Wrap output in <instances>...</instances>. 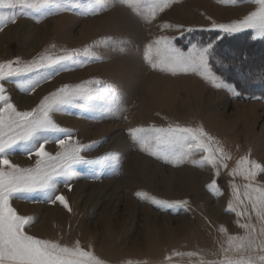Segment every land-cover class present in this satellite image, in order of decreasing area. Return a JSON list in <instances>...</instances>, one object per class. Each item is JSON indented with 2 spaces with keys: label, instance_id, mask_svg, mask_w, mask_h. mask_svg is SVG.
I'll list each match as a JSON object with an SVG mask.
<instances>
[{
  "label": "rangeland",
  "instance_id": "rangeland-1",
  "mask_svg": "<svg viewBox=\"0 0 264 264\" xmlns=\"http://www.w3.org/2000/svg\"><path fill=\"white\" fill-rule=\"evenodd\" d=\"M108 3L107 10L94 16L82 15L78 9L47 18H41L43 11L20 15L0 31V63L17 59L28 63L45 52L82 49L102 38L126 42L123 51L111 46L96 48L101 60L89 61L81 56L76 62L57 66L58 74L51 79L45 80V76L54 69L34 73L32 78L39 81L34 91L17 87L16 80L0 82L21 112L37 108L45 96L64 85L76 86L93 79L115 86L120 99L118 110L108 102L95 101L89 111L65 106L52 114L60 127L70 130L71 142L93 145L92 150L82 153L86 159L111 154L115 161L102 171L74 166L71 190L59 181L58 191L71 211L59 201L45 202L39 194L13 199L12 206L19 214L33 218L26 227L28 234L67 246L79 241L82 248L94 252L105 264H200L201 259L219 260L223 255L221 246H227L219 229L224 227L229 235L242 236L244 230L236 221L247 219L228 211L233 200L231 184L240 185L242 193L247 183L230 173L245 155L264 165V100L235 96L194 73L172 75L153 70L144 60V51L161 36L172 38L173 44L185 52L193 43L212 41L215 45L222 36L233 35L210 30L213 22L242 20L256 5L247 0L227 4L218 0H178L149 22L122 0ZM165 24L179 26L180 30L162 27ZM188 28L194 30L189 32ZM208 33L221 37L213 39ZM240 34H248L251 39L252 32L234 35ZM177 124L202 126L231 157L223 161L227 167H219L217 175L210 165L193 164L192 160L201 159L202 152L179 164L165 163L141 151L129 135L137 127ZM44 149L53 156L61 150L52 139ZM15 158L20 161L14 162ZM9 159L21 168H32L37 157H29L17 147ZM213 181L218 194L209 191ZM255 183L264 185V173L256 176ZM137 193L158 200L187 201V210L163 209ZM34 199L40 202H32ZM252 223L259 229L254 214ZM190 252L198 255H174Z\"/></svg>",
  "mask_w": 264,
  "mask_h": 264
},
{
  "label": "snow or ice",
  "instance_id": "snow-or-ice-1",
  "mask_svg": "<svg viewBox=\"0 0 264 264\" xmlns=\"http://www.w3.org/2000/svg\"><path fill=\"white\" fill-rule=\"evenodd\" d=\"M178 0H122V3L139 14L146 21L154 20L159 12ZM221 3H232L234 0H218ZM256 5V9L242 20L217 24L213 22L210 30H216L226 35H234L251 30V39H264V0H247ZM108 0H0V31L8 23H15L18 16L42 12L41 18L49 15H59L73 10H80L82 15L94 16L107 10ZM162 27L179 26L165 24ZM194 29L188 28L191 32ZM126 42L122 39L102 38L98 43L85 46L82 49L61 50L60 53L45 52L28 63L20 60L0 63V82L16 80L17 87L26 91H34L39 81L32 75L42 70L54 69L45 76V80L58 74L57 66L68 62H76L83 56L89 61L101 60L95 51L98 47H109L123 51ZM55 47V46H53ZM214 43H193L187 52L177 48L172 38L161 36L145 47L144 60L153 70L177 75L179 73H194L215 88H225L235 96H240L236 86L214 71L212 59ZM15 65V66H14ZM22 78V79H21ZM250 78L264 82V70L251 73ZM6 89L0 83V264H105L91 250L81 247L79 241L73 246L62 245L59 242L39 239L28 234L26 227L33 218L21 215L12 206V200L39 194L45 202L55 204L57 201L71 211L64 195L58 191L59 181L71 190L69 181L74 177V166L86 165L102 171L115 163L111 154L97 159H86L82 153L90 151L93 145L71 142L69 129L60 127L52 114L61 111L65 106L77 107L82 110H92L93 102L105 101L110 107L118 110L120 107L119 93L115 86L99 79L86 81L76 86L64 85L57 91L45 96L37 108L31 111H17L5 94ZM132 140L139 144L140 150L163 160L165 163L179 164L190 160L197 152H202L199 161L192 160L200 167L210 165L219 174V167H227L223 161L230 159L219 141L209 135L203 127H188L169 125L168 127H137L129 131ZM50 139L61 149L54 156L45 151V144ZM19 147L26 155L37 157L35 167L21 168L9 159L11 152ZM264 173V165L249 159L248 155L241 157L230 175L242 177L247 183L241 186L231 184L233 200L228 204V211L239 217H246V222L237 220L238 227L244 230V235H229L227 229L221 227L226 247L221 246L222 258L215 261L200 260V264H264V185L256 184V176ZM209 191L218 194L216 182L208 185ZM150 203L163 209L185 208L187 201H165L148 197L146 193H137ZM38 203L40 200L34 199ZM242 206V210H241ZM253 214L260 227L252 223ZM177 256H195L197 253H174ZM169 259V258H166ZM127 264H133L128 261Z\"/></svg>",
  "mask_w": 264,
  "mask_h": 264
},
{
  "label": "trees",
  "instance_id": "trees-1",
  "mask_svg": "<svg viewBox=\"0 0 264 264\" xmlns=\"http://www.w3.org/2000/svg\"><path fill=\"white\" fill-rule=\"evenodd\" d=\"M212 64L218 75L236 86L241 98L264 100V82L250 78L251 73L264 70V39L253 41L248 34L222 36L215 42Z\"/></svg>",
  "mask_w": 264,
  "mask_h": 264
},
{
  "label": "bare ground",
  "instance_id": "bare-ground-1",
  "mask_svg": "<svg viewBox=\"0 0 264 264\" xmlns=\"http://www.w3.org/2000/svg\"><path fill=\"white\" fill-rule=\"evenodd\" d=\"M187 85H189V84H187ZM186 86V85H185ZM190 86V85H189ZM192 86V85H191ZM197 87V86H196ZM166 88V87H165ZM198 89V88H197ZM199 90V89H198ZM193 92V91H192ZM191 92V93H192ZM195 93V92H194ZM165 94H167V93H165ZM187 94H189L188 92H187ZM196 98H197V95H196ZM195 100V99H194ZM134 158V157H133ZM133 158H131V159H133ZM136 159V158H135ZM18 161H20V159H14V162H18ZM133 161V160H132ZM133 163V162H132ZM142 163H143V160H142ZM138 164V163H137ZM138 165H136V167H137ZM133 168V167H132ZM140 168H141V166H140ZM142 172H143V170H142ZM146 175V174H145ZM83 187V186H82ZM52 214V213H51ZM53 218V220H54V217H52ZM42 229V228H41ZM43 230V229H42ZM37 231V230H36ZM134 248V247H133Z\"/></svg>",
  "mask_w": 264,
  "mask_h": 264
}]
</instances>
